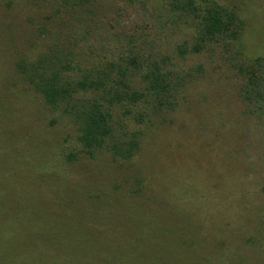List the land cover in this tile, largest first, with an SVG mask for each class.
Segmentation results:
<instances>
[{"label":"rangeland","instance_id":"obj_1","mask_svg":"<svg viewBox=\"0 0 264 264\" xmlns=\"http://www.w3.org/2000/svg\"><path fill=\"white\" fill-rule=\"evenodd\" d=\"M196 1L235 12L241 38L179 58L199 24L169 0H0V264H264L263 126L236 69L264 58V0ZM137 48L180 64L177 106L138 126L131 160L86 155L28 70Z\"/></svg>","mask_w":264,"mask_h":264},{"label":"trees","instance_id":"obj_2","mask_svg":"<svg viewBox=\"0 0 264 264\" xmlns=\"http://www.w3.org/2000/svg\"><path fill=\"white\" fill-rule=\"evenodd\" d=\"M63 1L78 5L92 2ZM167 6L172 14L180 15L181 11L199 24L198 43L176 48L179 58L200 55L217 45L225 47L230 40L241 38L238 15L216 2L169 0ZM136 52L122 64L113 61L95 66L80 58H61L57 53L54 58H40L28 70L31 83L48 105H66L86 155L109 152L121 160H131L140 148L142 134L138 126L149 122L152 115L177 106L183 85L180 64L171 63L170 56L146 57L140 48ZM236 69L242 81L239 93L245 114L263 126L264 139V58H239Z\"/></svg>","mask_w":264,"mask_h":264}]
</instances>
